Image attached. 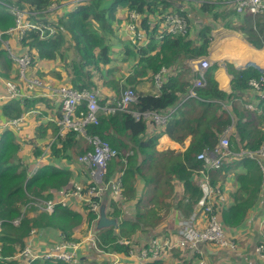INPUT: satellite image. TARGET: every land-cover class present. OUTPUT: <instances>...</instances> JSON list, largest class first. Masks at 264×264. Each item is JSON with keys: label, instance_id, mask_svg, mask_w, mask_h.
I'll use <instances>...</instances> for the list:
<instances>
[{"label": "trees", "instance_id": "trees-1", "mask_svg": "<svg viewBox=\"0 0 264 264\" xmlns=\"http://www.w3.org/2000/svg\"><path fill=\"white\" fill-rule=\"evenodd\" d=\"M52 2L53 0H0V29L7 30L16 24V16L11 11V7L16 6L28 11H39L38 16L30 14L28 20L39 26L50 24L56 30L52 35L48 27L26 29L20 43L28 48L32 64L36 63V54L40 58L65 60L67 53L65 54L62 47L67 44V50L74 48V56L73 61L65 62L63 67L68 74V81L75 88L96 89L100 83L113 88L119 95L122 90L131 87L138 96L137 101L131 105V110L172 111L165 126L158 125L150 119H137L132 111L100 113L99 123L87 126L88 132L99 134L119 152L109 162L108 177L124 168V196L117 201L109 200L108 214L117 218L124 217L122 211L124 202L133 203L137 208L135 217L131 220L123 218L118 230L113 226L98 230V245L112 253L128 252V245L120 244L119 238L132 237L139 231L152 230L174 209H179L184 215L194 210L202 194L195 170L201 168L203 162L197 159V154L206 147L215 149L224 129L231 125L230 115L224 112L226 100L253 89L249 84L250 79L259 78L264 72L254 65L240 69L229 65V73L233 76L231 81L233 92L227 93L219 88L214 74L217 64L213 63L205 73L206 86L197 88L196 96H189V87L195 75L193 76V71L187 66V60L208 54L212 24L205 23L193 37L188 12L181 8V4L186 2L85 0L75 9L58 16L57 22L46 15L47 13H43ZM198 4L203 12L213 15L215 19L227 17L234 24H241L237 27L246 39L258 48L263 46L264 14L257 19L244 20L248 15L239 16L233 9L225 11L226 7L222 3L198 2ZM219 5L225 7L222 9L224 11L212 12V9ZM122 9H137L145 14L143 25L151 35L147 44L138 47L126 37L124 43L113 44L111 38L114 37L123 41V34L119 30H124V23L122 18L118 17ZM171 10L187 17L190 34L156 38V26L150 30L147 21ZM231 21H227L226 25L233 26ZM4 39H8L7 34L4 35ZM115 51L121 54L120 63H117L113 56ZM0 58L8 63L12 62L2 41ZM123 65L126 69H123ZM163 65L171 67L174 74L164 83L159 93H143L137 89L143 80L153 84L154 74ZM183 68L187 71H183ZM120 71L125 76L121 75L118 78L116 73H121ZM54 73L61 78L59 71ZM109 75H113L114 78H108ZM254 97L258 99L254 110L234 104L233 110L237 117L235 116V131L230 134V142L237 150L242 147L256 149L264 140V98L258 94ZM25 106L27 109L33 108L30 103ZM0 108L2 113L9 117L19 116L24 111V108L14 101L6 102ZM86 111V104L82 103L79 113ZM10 128H5L0 134V219L3 221L0 239L3 243V256L11 257L1 259L0 264H15L23 260L22 257L16 259L17 254L25 246L27 235L33 227L54 225L70 234L72 227L81 220L77 212L65 208L56 212L60 205L49 214L38 211L33 204L22 211L29 201H34V197H52L53 189L68 185L72 172L53 163L42 166L36 173L28 176L32 163L20 162L19 138ZM52 129V135H56L58 126H53ZM163 132H167L178 141L190 136L191 140L186 150L181 154L169 148L158 150V138ZM39 134L47 135L46 131ZM30 141L34 143V140ZM91 148L79 133L71 130L64 137L56 138L49 153L57 160L66 157L68 161L73 162L78 161L77 156ZM39 151L42 152L40 146ZM37 157L38 151H35L33 158ZM238 157L240 156L224 158L220 167L211 171V182L214 185L223 184L225 177L232 170L230 159ZM242 159L250 158L242 156ZM245 167L246 171L238 176L240 190L248 193L259 190L261 186L259 167L255 162L249 163V166L246 164ZM139 186L141 190L138 189ZM176 186H180L182 190L178 191ZM244 205V199H241L230 209L224 208L219 212L216 207L227 228L243 220L247 214ZM22 212L24 214L21 217ZM87 215L90 220L96 216L92 212H88ZM19 217L20 222L15 225L13 220ZM59 260L36 259L29 264H80V260L73 263ZM158 263L155 261L150 264Z\"/></svg>", "mask_w": 264, "mask_h": 264}, {"label": "built area", "instance_id": "built-area-1", "mask_svg": "<svg viewBox=\"0 0 264 264\" xmlns=\"http://www.w3.org/2000/svg\"><path fill=\"white\" fill-rule=\"evenodd\" d=\"M184 2L197 0H183ZM198 2L222 3L228 7H233L240 14L251 13L254 15L264 13V0H198ZM65 5L63 1H53L49 6L51 12L58 11L59 7ZM12 13L16 16V24L7 30L0 29V41L7 50L12 62L16 66V79H7L5 81V98H18L22 96H45L58 101L60 105V117L56 119L58 131L56 135L47 141L45 152L49 153L52 143L57 137H64L69 131L73 130L79 133L90 145L91 149L82 153L78 157V161L83 165V173L87 175L86 182L71 181L68 185L55 189L53 197L39 198L28 202L24 206V210L29 208L31 204L36 206L40 211L51 213L57 205L67 206L71 201L78 202L83 205L86 212H92L96 216L92 218L90 233L82 237V240H70L61 235L59 230L54 229V233L50 236H43L45 231L53 230V228L33 227L27 237L24 248L17 254L18 257L23 256L25 259L36 260L54 258L65 262L73 263L77 259L79 250L86 243H90L94 248L106 253L118 262L116 254L108 253L105 249L99 247L96 238L95 224L99 216V209L104 199L111 198L117 200L123 196L124 168L119 172L108 177L109 162L115 158L119 152L111 143L101 137L99 134H93L87 131L88 124L99 123V113L112 114L117 111H132L137 119H150L158 125H166L171 117L172 111H155V110H131V105L137 101L136 91L128 87L120 95L110 94L104 102H102V89H77L69 82L54 83L48 77L40 76L34 71L31 56L28 52L19 53L13 47V41L16 39L19 43L28 28H46L48 25H37L28 20L30 14L38 16L39 11H28L16 6L11 7ZM127 35L134 43L138 45L145 44L150 40V33L143 25L144 14L137 9L128 10L126 16ZM150 30L156 26L155 37L162 39L166 35H189L190 24L187 17L178 11H169L152 18L146 23ZM51 29V34L55 31ZM8 35V39H4V35ZM211 66L209 58L202 57L197 61L195 70L197 75L193 78L191 87L189 88V96H196V89L204 87L207 84L205 73ZM171 69L163 65L154 74V84L157 89L162 88L164 83L171 76ZM250 86L264 98V73L259 78H252L249 81ZM3 97V96H1ZM82 103L86 104L87 111L80 112L79 108ZM28 113L14 118H9L0 123V130L7 127H19L23 120L27 119ZM228 129H224L219 144L215 149L204 148L197 154V159L202 160L203 166L196 169V179L201 189V196L198 200L199 210L202 211V224L195 221L198 213L197 209L187 219L182 220L179 224L176 235L170 237H159L153 239L149 246L143 247L137 253L133 247L128 249L129 254H138L140 258H153L164 255L174 248L190 249L193 252L200 253L201 257L195 264H207L203 255L202 245L216 244L218 246L235 249L237 247L236 240L229 234L228 228L218 214L216 209V198L222 196L220 189L211 182V171L219 168L223 159L230 156H246L257 161L264 174V140L256 149L240 148L233 150L229 138ZM31 171L29 175H33ZM264 183V180H263ZM24 214V213H23ZM21 215V217L23 216ZM199 215V214H198ZM13 220L14 224H18L20 219ZM3 229V221L0 219V235ZM129 243V241H124ZM3 243L0 239V261L6 256L1 255ZM256 255L264 262V219L260 227V239L255 245ZM11 256H8V259ZM6 259V258H5Z\"/></svg>", "mask_w": 264, "mask_h": 264}, {"label": "crops", "instance_id": "crops-1", "mask_svg": "<svg viewBox=\"0 0 264 264\" xmlns=\"http://www.w3.org/2000/svg\"><path fill=\"white\" fill-rule=\"evenodd\" d=\"M57 1H63V2L66 1L72 6L70 10H73L78 4L84 2L85 0H57ZM181 8H183V10L188 12L193 36L195 35L196 32H198L197 28L199 24H202L201 28L203 27V25H205V23L212 24V28H210L212 38L210 41L209 51L207 55H203V56L209 58L212 65L213 63L218 64V67L214 71V74L216 80L219 83V88L223 89L227 93L233 92L232 82H231L233 76L232 74L229 73V69H228L229 65H232L234 66V68H239V69L245 68L249 65H254L264 72V47L258 48L254 46L251 42H249L246 39V37L241 32L233 29L235 26H227L226 23L224 22H222L220 24L221 26H219L218 23H215L217 22V19H215L212 15H208L207 12L202 11V8L198 4V0L197 2L183 3L181 4ZM61 10L63 11L61 12ZM70 10H68L66 6L63 5L61 9H59L58 11H53L52 13H54L56 16H60L63 13ZM127 12L128 9H122L118 14V17L121 16L120 18H125V22H124L125 37L131 41V38L127 35V31H126ZM252 18L253 17H251V19ZM11 41H13L12 45L14 49L17 50V52L19 53L28 52V48L23 46L16 39H11ZM142 45L145 44H141L138 47H141ZM33 51L36 52L35 50ZM57 59L40 58L36 54V61H35L36 63L34 64V70H35V66L39 67V69H37L38 75L40 76L43 75L45 77H48L51 80H53V82L70 83V81H68L67 79L68 77L67 78L65 77L66 75L63 78H53L49 76L50 70L52 71V73L56 71V69L60 70L57 66H55L56 69L54 70H52L53 66L50 68V70L45 69L44 67L42 68V66L44 65V60L52 61ZM196 64L197 62H193V59L187 60V66L190 67L192 71L195 70ZM63 70L66 72L64 68ZM59 72H61V75H64L65 73L61 70ZM194 72L196 75L197 72L196 71ZM16 76H17V69L14 63L13 62L8 63L0 58V107L2 106V104L6 102L14 101L19 103L20 106L24 108V111L22 113H28L27 119L25 120L26 121L25 126L22 128L23 134L27 137L19 138L15 133L16 137L19 138V142H20V146L18 149V157L20 158V162L25 164L32 163L31 169L28 170V176L31 171H34V173H36L38 169H40L42 166L56 163L59 165V167L72 172L71 181L76 180V181L86 182L87 175L83 173L84 167L79 161L70 162L67 160L66 157H62L60 160H57L52 155V153L51 154L46 153L45 156H42V154L45 152V146L47 145V141H49L51 137L54 136L52 135L53 134L52 128L53 126L57 125L56 119L60 116V105L58 101H55L45 96H22L11 99L5 98L4 97L6 91L5 81L7 79H16ZM144 83L151 84V86L148 85V87L146 88V86L145 87L142 86L143 84L142 85L139 84L137 86V89L143 93H151V94L159 93V89L156 88L154 82L153 84L149 81H146ZM104 93L105 91L103 90L102 96L103 98H106L104 96ZM255 94L257 95L258 93L254 89L243 91L239 95L233 96L229 100H226V102L224 103L226 106L224 112L228 113L232 120L231 125L225 128L228 129L230 134L235 131L234 121H235V116L237 117V114L233 110L234 104L237 103L238 106H244L248 109L254 110L256 109L258 103V99L254 97ZM112 95H117V93H112ZM51 100L54 102H52ZM27 103H30V105H32L33 108L27 109L25 106V104ZM258 110L261 111L260 109ZM30 117L32 118L29 119ZM9 118H14V117L6 116L5 114L2 113L0 108V123L6 121ZM21 124H24V122L22 121ZM40 127L42 128L41 130ZM10 129L13 130V128ZM3 131L5 130L4 129L0 130V134ZM43 131L44 132L46 131L47 133L46 136H42L39 134ZM31 139L34 140V143L30 141ZM190 140H191L190 136H187L184 140L178 141L175 140V138L170 134H168L167 132H163L158 138L157 148L158 150H164L169 148L175 150V153L181 154L186 150L187 146L190 143ZM39 146L42 148L41 153L39 151ZM35 151H38V157L34 159L33 154L35 153ZM230 161H231L232 170L225 177L224 182H222L223 184L218 183L215 185L220 189L222 194V196H218V198H216L215 205L217 206L220 212L224 208L226 209L232 208L239 200L244 199L245 205L243 208L245 209V211H247V214L245 215V217L241 222L239 223L237 222L232 227L228 228L229 234L236 240L237 247L235 249H229L227 247L218 246L216 244H205L204 246L202 245L203 255L207 261V264H264V262L255 253V245L260 239V227L264 219V183H263L264 174L257 161H255L254 159L251 158L242 159V157L241 158L238 157V158L230 159ZM254 162L255 164H257V167H259V177L261 180V186L259 190H254L251 193H248L245 190H240L241 185L238 180V176L239 174L241 173L243 174L246 171V167H245L246 164H248L249 166V163H254ZM140 187L141 186L138 187L139 190H141ZM176 189L178 191L182 190L180 186H176ZM55 191H56L55 189L52 190V197L54 196ZM123 196H124V192H123ZM198 200L194 207V210L190 214L184 215L179 209H174L171 211L170 215H168L165 219H162L161 222H159L157 225L153 227L152 230L150 229L149 231H144V232L139 231L132 237H121L119 238V243L123 245H128L129 249L133 247L135 251L138 253L141 248L149 246L150 242L153 239L176 235L180 222L182 220L189 218L196 209L197 211L200 209L198 207ZM63 208L77 212L79 215L78 218H81L80 222L72 227L73 230L70 232V234L64 232L61 228L54 225L43 226V228H48V227L49 229L53 228V230L45 231L43 236H47V235L50 236L52 233H54V229L55 230L59 229L60 233L63 232L65 237L69 238L70 240H79V239L82 240L81 237L82 236L84 237L85 235L89 234L90 227L92 225L94 226L92 222L93 220L92 219L90 220L88 218L87 215L88 212H86L83 205L78 202L71 201L69 205L59 207L58 208L59 210H57L56 212L61 211ZM23 210L24 209L22 208V211ZM122 211L124 217H118V228H115L117 230L119 229V224L121 223L123 218L131 220L135 217L137 213V208L133 203L124 202L122 204ZM108 215L111 216L110 214ZM195 221L197 224H202L204 222L202 219V211L200 210L198 211ZM95 232H96V238L98 239L99 242V236L97 234L98 230L97 231L95 230ZM125 240L129 241V243H125L124 242ZM26 242H27V238H26ZM114 252L116 253L118 262H114V259L112 257L107 255L106 253H101L97 251L94 248V246L91 245L90 243H86L79 250L77 254V262L80 260V264H150L156 261L159 262L158 264H195L196 261L201 257L200 253L196 251L193 252L190 249H182V248H174L171 251L165 253L164 255L158 257V259L140 258L138 254L136 255L129 254V251L128 252L114 251ZM21 257L23 258V260H20L19 262H15V264H27L26 259H24L23 256ZM21 257H18L16 259H20Z\"/></svg>", "mask_w": 264, "mask_h": 264}, {"label": "rangeland", "instance_id": "rangeland-1", "mask_svg": "<svg viewBox=\"0 0 264 264\" xmlns=\"http://www.w3.org/2000/svg\"><path fill=\"white\" fill-rule=\"evenodd\" d=\"M192 3V1H188L187 3ZM221 8V9H220ZM59 9H61V7H59ZM220 9V10H219ZM222 9H225V7H223V6H221V5H219L218 7H216V8H214V9H212V12H215V11H218V12H221V10ZM227 10H230V9H227ZM227 10H225V11H227ZM63 10H61V12H62ZM222 11H224V10H222ZM45 14V13H44ZM52 14V12H49L48 14H46V15H48V16H50ZM264 14V13H263ZM248 16L246 17V19H244V20H249V19H251V17H252V15L251 14H247ZM125 16V15H124ZM213 16V15H212ZM121 17V16H120ZM214 17V16H213ZM122 20H123V23L125 22V18H122ZM243 20V21H244ZM227 21H231V20H229V19H227V17H219L218 19H217V22H215V23H218L219 24V26H221L220 24L222 23V22H224V23H226ZM232 22V21H231ZM232 24H233V26L235 25V27L233 28L234 30H237V31H239L238 30V27L237 26H240V25H236V23L234 24V22H232ZM198 26V25H197ZM201 26H202V24H199V26H198V28H197V31H199V29L201 28ZM54 31H56L55 29H54ZM122 34H123V41H119V39L117 38V37H114V38H111V40H112V42H113V44H115V45H120L121 43H124L125 41V30H119ZM240 32V31H239ZM53 35V34H52ZM197 35V33H195V35L193 36V37H195ZM209 35H211L212 36V34H211V29H210V34ZM66 47H67V44H64L63 45V47H62V49L64 50V52H65V54L67 53V55H66V59L65 60H59V59H57V60H52V61H49V60H44V65L42 66V68L44 67L45 69H49L50 70V68L53 66V68H52V70H54V69H56L55 68V66H57L61 71H63V72H65L64 70H63V65L65 64V62H68V63H71L72 61H73V56H74V48L72 47V48H70L69 50H67L66 49ZM209 47H210V44H209ZM262 47H264V44H263V46ZM208 51H209V48H208ZM113 56L115 57V60H116V62L117 63H120L121 61L119 60L120 59V57H121V54L119 53V52H117V51H115V53L113 54ZM202 57H205V56H200V57H198V58H192L193 59V62H197L199 59H201ZM207 58V57H206ZM46 61H49V62H46ZM55 61V62H54ZM115 62V65L117 64ZM112 64V63H111ZM126 65V64H125ZM125 65H123V69H126V66ZM107 68H108V66H106ZM217 67H218V64H217ZM37 69H39V67H36L35 66V73L36 74H38V70ZM172 69V68H171ZM60 70H57L56 69V71H60ZM173 70V69H172ZM183 71H187L186 70V68H183ZM121 73H116V76L118 77V78H120L121 77V75H123V76H125L124 75V73L122 72V71H120ZM173 72V71H172ZM61 73V72H60ZM66 73V74H65ZM64 73V75H61V78H63L65 75V77L67 78L68 77V74H67V72H65ZM174 73V72H173ZM192 73V72H191ZM49 76L50 77H53V78H58L57 77V75L53 72L52 73V71L50 70V72H49ZM195 75V72L193 71V76ZM43 76V75H42ZM65 78V79H66ZM108 78H110V79H113L114 78V76L113 75H109L108 76ZM68 79V78H67ZM98 82H101V81H98ZM144 82H146V81H141L139 84L140 85H142L143 87H145L146 86V88L148 87V85L149 86H151V84H148V83H144ZM54 83H57V82H54ZM99 84V88H101V89H103L104 91H105V93H104V96L107 98V96L109 95V94H112V93H115V91H113V88H110V87H107V86H104V85H102V84H100V83H98ZM138 84V85H139ZM103 90H102V93H103ZM112 91V92H111ZM106 98H102V102H103V99H104V101L106 100ZM52 101V100H51ZM52 102H54V101H52ZM32 117H30L29 119H31ZM23 122H24V124H21L19 127H13V130L16 132V134H17V136L19 137V138H25L26 136L23 134V132H22V128L25 126V123H26V121L25 120H23ZM229 138L231 139V136H230V134H229ZM231 147H232V145H230ZM233 148V147H232ZM233 149H235V148H233ZM235 150H237V149H235ZM48 152H50V151H48ZM78 157V156H77ZM111 200H112V198H111ZM23 209H24V207H23ZM23 212H24V210H23ZM23 212H22V214H23ZM21 214V215H22ZM83 237V236H82ZM81 237V238H82ZM77 260V259H76ZM60 262L61 261H63V260H59ZM65 262V261H64ZM67 263V262H66Z\"/></svg>", "mask_w": 264, "mask_h": 264}, {"label": "water", "instance_id": "water-1", "mask_svg": "<svg viewBox=\"0 0 264 264\" xmlns=\"http://www.w3.org/2000/svg\"><path fill=\"white\" fill-rule=\"evenodd\" d=\"M108 199H104L100 205L99 216L95 224L96 231L108 227L118 228V218L108 215Z\"/></svg>", "mask_w": 264, "mask_h": 264}, {"label": "bare ground", "instance_id": "bare-ground-1", "mask_svg": "<svg viewBox=\"0 0 264 264\" xmlns=\"http://www.w3.org/2000/svg\"><path fill=\"white\" fill-rule=\"evenodd\" d=\"M225 5V4H224ZM65 6H66V8L68 9V10H70L71 8H72V6L69 4V3H67L66 1H65ZM225 7H226V9H233L237 14H239V16H245V15H247L248 13H245V14H240V13H238L237 11H236V9L235 8H233V7H228L227 5H225ZM171 11H173V10H171ZM49 12H51V10H49V7L47 8V10L45 11V12H43V13H49ZM163 13H165V12H163ZM249 14H251V13H249ZM252 15V17L254 18V19H257V17L258 16H260L261 15V13L260 14H257V15H254V14H251ZM49 17H51V18H54V19H52V20H54V21H58V16H56L54 13H52ZM48 26H49V28H52L51 27V25L50 24H47ZM151 38V37H150ZM157 38V37H156ZM131 41H132V39H131ZM150 41V40H149ZM148 41V42H149ZM132 43H134L133 41H132ZM134 44H136L137 46H139L138 45V43H134ZM146 44V43H145ZM249 48V47H248ZM212 65V64H211ZM170 69H171V67H170ZM208 70V69H207ZM171 73L173 74V72H172V69H171ZM171 74V75H172ZM196 75H197V73H196ZM195 75V76H196ZM171 77V76H170ZM169 77V78H170ZM163 87V86H162ZM161 90V88L159 89V91ZM123 92V91H122ZM138 97V96H137ZM135 103V102H134ZM100 114V113H99ZM161 126H165V125H161ZM203 150V149H202ZM201 150V151H202ZM35 198L36 197H34V200H35ZM39 198H44V197H39ZM30 202V201H29ZM108 205H109V200H108ZM100 210V209H99ZM38 211H40L39 209H38ZM107 211H108V208H107ZM42 212H45V211H42ZM108 213V212H107ZM2 233V232H1ZM61 235H63L62 233H61ZM108 253H109V251H108ZM110 253H112V252H110ZM113 253H115V252H113ZM116 254V253H115ZM1 255H3V252H1ZM6 259H8V256H6L5 257ZM46 259H54V258H51V257H49V258H46ZM26 261H27V264H29L30 262H32L33 260H29V259H26Z\"/></svg>", "mask_w": 264, "mask_h": 264}, {"label": "clouds", "instance_id": "clouds-1", "mask_svg": "<svg viewBox=\"0 0 264 264\" xmlns=\"http://www.w3.org/2000/svg\"><path fill=\"white\" fill-rule=\"evenodd\" d=\"M53 1H55V0H53ZM57 1V0H56Z\"/></svg>", "mask_w": 264, "mask_h": 264}]
</instances>
